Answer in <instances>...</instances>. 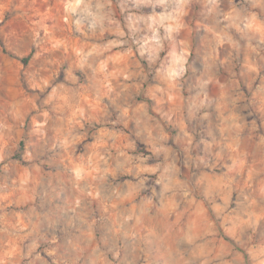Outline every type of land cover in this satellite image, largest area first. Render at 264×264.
<instances>
[{
  "label": "rangeland",
  "instance_id": "obj_1",
  "mask_svg": "<svg viewBox=\"0 0 264 264\" xmlns=\"http://www.w3.org/2000/svg\"><path fill=\"white\" fill-rule=\"evenodd\" d=\"M0 264H264V0H0Z\"/></svg>",
  "mask_w": 264,
  "mask_h": 264
},
{
  "label": "trees",
  "instance_id": "obj_2",
  "mask_svg": "<svg viewBox=\"0 0 264 264\" xmlns=\"http://www.w3.org/2000/svg\"><path fill=\"white\" fill-rule=\"evenodd\" d=\"M26 62H27V59H24L23 63L26 64ZM144 86L146 87L147 85H144ZM137 100L138 101H148L147 99H143V98H138Z\"/></svg>",
  "mask_w": 264,
  "mask_h": 264
}]
</instances>
